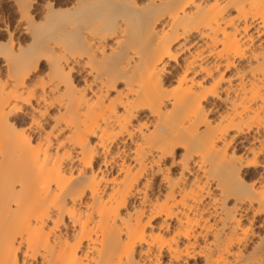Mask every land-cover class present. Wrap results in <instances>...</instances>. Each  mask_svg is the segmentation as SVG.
<instances>
[{"label": "bare ground", "instance_id": "1", "mask_svg": "<svg viewBox=\"0 0 264 264\" xmlns=\"http://www.w3.org/2000/svg\"><path fill=\"white\" fill-rule=\"evenodd\" d=\"M8 4L0 264H264V0Z\"/></svg>", "mask_w": 264, "mask_h": 264}, {"label": "rangeland", "instance_id": "2", "mask_svg": "<svg viewBox=\"0 0 264 264\" xmlns=\"http://www.w3.org/2000/svg\"><path fill=\"white\" fill-rule=\"evenodd\" d=\"M32 3L31 12L35 18H40L43 14L44 9L49 6H56L57 4H65L70 0H28ZM14 9L8 4V0H0V26H7L10 31L15 27V15ZM7 39V35L0 33V41L4 42ZM15 39L21 44L28 42V36L16 35ZM20 121H23V119ZM20 128V126H19ZM23 128V127H22ZM181 153V151H179ZM177 172L174 170V174ZM256 231H259L255 228Z\"/></svg>", "mask_w": 264, "mask_h": 264}]
</instances>
